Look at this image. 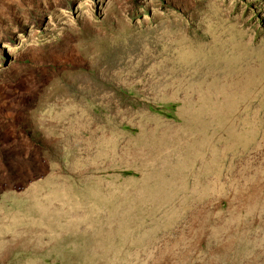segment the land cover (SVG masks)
Wrapping results in <instances>:
<instances>
[{
	"label": "rangeland",
	"instance_id": "obj_1",
	"mask_svg": "<svg viewBox=\"0 0 264 264\" xmlns=\"http://www.w3.org/2000/svg\"><path fill=\"white\" fill-rule=\"evenodd\" d=\"M0 264H264V0H0Z\"/></svg>",
	"mask_w": 264,
	"mask_h": 264
},
{
	"label": "crops",
	"instance_id": "obj_2",
	"mask_svg": "<svg viewBox=\"0 0 264 264\" xmlns=\"http://www.w3.org/2000/svg\"><path fill=\"white\" fill-rule=\"evenodd\" d=\"M40 166H42V165H40ZM25 170V171H24ZM24 170L23 171H21V174L19 175V183H22L21 181H25L24 183H26L27 182V175H26V170L29 172V173H31L33 176L31 177V182H33V181H35V180H40V179H43V174L40 176V177H36V179H34L35 178V176H37L36 174H37V172H38V165H35V166H33L32 168H24ZM32 171V172H31ZM24 172V173H23ZM28 181H30V180H28ZM8 194H10V193H5L4 194V196L3 197H7V195ZM16 217L17 216H6V226L4 225V226H2L4 229H9L12 225H14V224H18L19 225V227H21L22 228V226H21V223H22V221L21 220H16ZM24 222V221H23ZM42 223H41V227H42Z\"/></svg>",
	"mask_w": 264,
	"mask_h": 264
}]
</instances>
